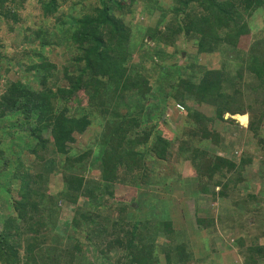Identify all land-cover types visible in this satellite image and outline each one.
Returning <instances> with one entry per match:
<instances>
[{
	"label": "trees",
	"instance_id": "1",
	"mask_svg": "<svg viewBox=\"0 0 264 264\" xmlns=\"http://www.w3.org/2000/svg\"><path fill=\"white\" fill-rule=\"evenodd\" d=\"M31 1L38 13L21 17L19 9ZM138 5L147 14L144 24L131 20ZM258 10L264 16V0H0V162L6 134L17 160L3 161L12 173L9 184L0 180V191L12 211L0 220V264H58L62 252L69 256L63 264H74L78 242L50 254L44 244L51 232L40 234L54 222L57 199L70 204L81 194L96 196L102 211V222L83 216L92 222L84 238L94 245L96 236L112 237L107 248L115 244L124 253L113 261L101 249L105 264H193L192 241L204 233L215 244V217L197 214L188 230L175 223L178 202L171 195L150 204V212L142 199L137 208L113 199L114 185L124 180L138 188L157 178L170 192L183 189L184 163L197 195L232 199L230 219L250 238L249 245L246 234L234 241L244 248L241 264H264V244L247 227L264 232V30L253 38L250 23ZM6 38L16 43L14 53ZM218 51L221 65L199 60ZM10 64L20 73L14 80L4 75ZM2 78L9 80L2 85ZM170 110L180 113L173 126L162 118ZM225 113H248L247 127ZM93 121L100 125L94 147L82 141L76 150L75 134ZM227 148L238 153L228 157ZM254 155L259 180L251 183L243 174ZM89 158L99 175L93 182L74 173ZM58 168L62 187L45 196V180ZM240 183L257 189L239 196ZM103 194L113 199L109 206Z\"/></svg>",
	"mask_w": 264,
	"mask_h": 264
},
{
	"label": "rangeland",
	"instance_id": "2",
	"mask_svg": "<svg viewBox=\"0 0 264 264\" xmlns=\"http://www.w3.org/2000/svg\"><path fill=\"white\" fill-rule=\"evenodd\" d=\"M140 8L141 7L138 5L137 12L134 18L131 19L133 21L132 23L134 24L136 23L144 24L146 20L147 14L144 12L140 13L139 11ZM29 11L33 14L38 13V9L35 8L33 1H31V3L29 4H26L23 10L19 9V14L21 17L26 16V13ZM250 23L252 24L253 38L258 33H261L262 35L264 30V16L262 15L261 10H258L253 14V16L250 18ZM2 31L3 29L1 28V33ZM139 36L135 38L136 45L140 40ZM262 37H263L262 39L264 40V35ZM5 43L7 44L6 50L9 51V53H14V49L12 46L15 45L16 43L13 44L12 41L9 40L8 38L5 39ZM10 44L13 45L10 46ZM149 44L151 45V43ZM179 45L183 47L184 50L186 49L187 52L194 51V48L191 47L190 45L185 44L183 46V43H179ZM52 49H55L54 46H52ZM54 51L56 54H52V57L56 59V61L60 62L62 60V54H60L58 49H55ZM186 56L187 53L185 51L182 52L181 60L182 58L186 59ZM230 56L231 55H228V58ZM199 58H200L199 60L202 63L207 64V66L212 68H214L216 65H221L224 62L223 61L224 56L219 51L218 53L216 52V54H212V55H201ZM230 61L232 62L233 59L231 58ZM9 68H10V72L4 75H7L9 79L12 80L16 79V77L20 75L19 71L16 69L17 67H14V65L10 64ZM6 80L2 78L1 84L3 85ZM178 111H180V113L182 112L181 109H178ZM203 112L209 114L207 108H204ZM180 113L174 112V110L173 111L170 110L166 112L165 115L162 116V118L168 119L170 121V124L173 126L180 122V118H179ZM246 115H247V122L245 124H242L237 118L234 117V115H230L229 113H225L224 117L234 118L239 125H241L242 127H247L249 121V114L247 113ZM221 125L222 123H217L216 127H220ZM99 130H100V125L98 121L97 122L93 121L83 135L77 133L75 134L76 136L75 138L78 140V143L74 142V144L72 145L73 148L78 150L82 141H86L87 145H92V147H94V141ZM10 137L13 138L10 134H6L1 139V143L5 145L4 146L2 145V148H4V153L1 156V162H0V180L7 182V184L10 183L12 168L11 167L7 168L6 164L3 165L4 164L3 161H6L7 164L9 163L11 165L17 164V160L12 159L15 158L16 156L13 155V153H10L8 149L9 148L8 146L10 144L9 140H11ZM263 137H264V133H263ZM211 146H212V150H214V146L213 145ZM235 149L236 148H227L222 153L230 157L238 153V151ZM24 151H25L24 153H27V150ZM96 154L97 153L95 152V155ZM258 158L259 157L257 155H254L253 162L250 165H247L243 174L244 177L247 178L251 183L258 182L259 180L258 170L260 169V167L258 166V162H257ZM84 164H86L85 167L79 165V167L74 170V173L76 172V174L83 175L87 181L90 180L91 182H93L95 180H99V175L96 173L95 169L92 168L93 161L89 158L86 162H84ZM24 165H28V163L24 162ZM31 166L33 167L31 168L32 170L30 168L29 169L31 171H34L36 165L34 164ZM181 168H182L181 171L183 178L187 177L185 179V185H184L185 187L183 189H179V190L176 189L174 192H170L169 188L160 184L161 182L158 183L157 178H155L154 181L151 182L149 185L143 184L140 185V187L138 188L137 186L134 187L133 184L130 183L129 181L127 182L124 180V181H119L114 185L113 199L126 202L129 205H132L134 208H137L136 201L142 199L143 201H146L144 204H147L145 206H142L143 211L150 212V207H149L150 204L153 203L152 205H154L155 201L158 204H161L162 199H164L163 195L164 196L171 195L172 198H175V200H177L178 202V205L175 209L176 211L173 214L175 223L178 221V225H177L178 227H180V225L181 226L184 225V227L188 230L192 228V226L189 224V220L195 218V215L197 216V214L200 216L215 217L216 218L215 227L217 229L215 244L209 245V243H207V239H205V236L208 235H205L204 233L202 234L203 236L195 240L196 242L192 241V246L196 248L195 257L193 258L192 263L193 264H221V263L241 264L242 257L239 253L242 252V249L244 248H240L234 245V241L238 236L240 235L245 236L246 234L245 245H249L250 238L246 233L247 231L245 230L240 231L239 228L234 223L235 221L233 219H230V217L234 218L233 214L229 213L230 207L234 206L232 203V199L230 197L226 199L219 196H215L213 198V196L210 193L208 194L200 193L197 195L196 194L197 191H195V187L192 186L193 183L190 182L193 181L194 179L191 176L192 174L191 167L189 166L188 163H184L182 164ZM62 172L63 171L58 168L56 171L50 172L48 174L49 178L47 177L44 183L45 196H48L56 192L57 190L61 189ZM12 186L13 188L15 187L14 185ZM249 187L251 186H246V184L243 185L242 183H240L239 196H243L245 192H247L250 189ZM251 188H256V187H251ZM93 191H94L93 192L94 195L95 193L97 194L98 192L95 190ZM140 193L143 194L139 195ZM157 195H162V198L161 196L157 197ZM101 196H103L101 200L108 199L109 197L106 194H103ZM239 196L238 198L235 199V201L237 200L239 201ZM34 199L39 201L40 197L35 196ZM41 199H45V198L43 197ZM113 199H108L110 200L109 203L108 201L105 200L103 201L105 202V204L107 203V205L109 206V204H111ZM96 202H97L96 196L91 197V195L89 194L88 196L83 194L79 195L77 197V200L74 203H70V204L59 199L55 201L56 203L55 206H59V207H58V211H56L55 213L54 222L51 225H49V227L42 228L41 229L42 233L40 234V235L43 234L45 235L48 232V230L49 232H51L48 235L47 238L48 240L44 244V246L47 247L48 249L49 248L52 249L50 254H56V253L58 254V251L60 249L69 250V248L73 247V243L75 241L79 243L81 247L80 250L81 252L77 253V256H75V258L72 259L71 262H73L74 264H105L103 261H101L102 257L104 256L100 254L101 249L110 252L113 261L116 260V257L120 258L124 254L121 247L118 248L115 246V244L111 249L109 247L107 248V246H109L108 242L109 240H112V237L101 236V235L96 236V241L94 245L89 244L88 241L84 238L86 236V226H87L86 223H92L90 220L87 219L89 216L93 217L97 222H102L100 218V214H102V211ZM243 204H244L243 201L238 203L237 210H239V208H243L244 206ZM11 211H12L11 201L9 197L7 196L6 192L3 193L0 191V220H3L7 215L11 213ZM84 215H87L88 217L84 218L83 217ZM152 224H154V221H152ZM247 227H248V231L251 232V234H253L254 236L258 235V242L264 244V232L262 234L259 233L258 228L256 230L254 224L253 225L247 224ZM140 233H143V231L140 230ZM57 235L58 237H56ZM208 238L210 239L211 237L209 236ZM100 241L102 244H99ZM104 246L106 249L104 248ZM65 254L66 253L62 252L61 254H59L60 255L59 258L61 257V255H65ZM68 257L69 256L65 255L60 260L57 257L58 264H63V260H67ZM55 262L56 260H54L52 264H55Z\"/></svg>",
	"mask_w": 264,
	"mask_h": 264
},
{
	"label": "bare ground",
	"instance_id": "3",
	"mask_svg": "<svg viewBox=\"0 0 264 264\" xmlns=\"http://www.w3.org/2000/svg\"><path fill=\"white\" fill-rule=\"evenodd\" d=\"M235 118H237L242 124H245L247 122V115L242 114H236L234 115Z\"/></svg>",
	"mask_w": 264,
	"mask_h": 264
},
{
	"label": "water",
	"instance_id": "4",
	"mask_svg": "<svg viewBox=\"0 0 264 264\" xmlns=\"http://www.w3.org/2000/svg\"><path fill=\"white\" fill-rule=\"evenodd\" d=\"M135 206V205H134Z\"/></svg>",
	"mask_w": 264,
	"mask_h": 264
}]
</instances>
